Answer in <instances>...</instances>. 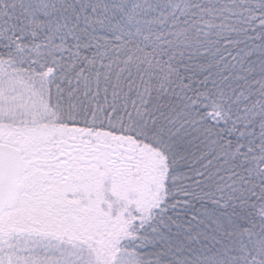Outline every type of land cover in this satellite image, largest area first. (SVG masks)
Here are the masks:
<instances>
[{
	"label": "snow or ice",
	"instance_id": "1",
	"mask_svg": "<svg viewBox=\"0 0 264 264\" xmlns=\"http://www.w3.org/2000/svg\"><path fill=\"white\" fill-rule=\"evenodd\" d=\"M0 264H264V0H0Z\"/></svg>",
	"mask_w": 264,
	"mask_h": 264
}]
</instances>
